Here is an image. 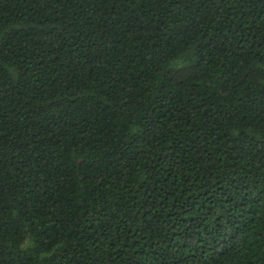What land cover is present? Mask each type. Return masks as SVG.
<instances>
[{
	"label": "trees",
	"instance_id": "1",
	"mask_svg": "<svg viewBox=\"0 0 264 264\" xmlns=\"http://www.w3.org/2000/svg\"><path fill=\"white\" fill-rule=\"evenodd\" d=\"M0 264H264V0H0Z\"/></svg>",
	"mask_w": 264,
	"mask_h": 264
}]
</instances>
